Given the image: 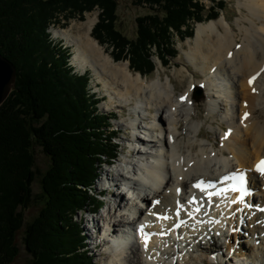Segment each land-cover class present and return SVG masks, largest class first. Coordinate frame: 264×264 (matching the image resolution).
<instances>
[{"label": "bare ground", "instance_id": "bare-ground-1", "mask_svg": "<svg viewBox=\"0 0 264 264\" xmlns=\"http://www.w3.org/2000/svg\"><path fill=\"white\" fill-rule=\"evenodd\" d=\"M237 4L242 14L234 24L225 14L197 24L194 36L187 42L189 47L184 50L186 62L179 71L193 76L178 96L172 78L168 76L165 80L160 69L149 78L132 70L128 61H116L92 35L95 16H88L75 33L54 29V35L73 49L72 63L81 70H91L103 85L108 95L104 108L121 113L129 108L135 114V119H125L116 125L141 133L135 134L134 139L131 136L125 139L129 152L118 159L120 164H126L125 174L116 168L120 174L117 176L109 169L102 175V181L108 186L106 189L112 190L118 187L119 177L131 176L134 188L145 191L140 199L147 208L143 211V207L137 208L138 204L131 206L127 199L133 194L129 191L128 197L120 189L119 194L115 192L108 200L109 211L118 219H112L105 211L94 217L87 240L99 254L107 253L108 259L103 263L191 264L204 260L205 264H221V260L230 258V264H264V212L258 210L264 206V176L256 171V165L264 159V71H261L264 69V0H238ZM196 72L202 76L198 77ZM253 76L255 79L249 84ZM198 90L201 94H197ZM201 106L212 120L209 127L217 133L216 146L204 137L201 121L193 117ZM244 113L249 115L245 118ZM217 118L226 129L213 125ZM140 161L145 162V169L137 173ZM237 170H247L249 175L252 208L238 205L227 212V204L221 201L214 208H209L210 203L191 202L201 196L193 189L198 181L224 182V176ZM180 187L195 193L185 197L179 193ZM121 194L124 198L120 201ZM198 206L204 210V216L197 219L181 223L175 214L178 209L181 219L187 218ZM159 214L167 215L168 221L158 218ZM205 215L212 221L208 222ZM225 220L232 224L235 240L242 229L248 235L244 233L247 239L241 237L240 243L231 238L226 240L227 252L221 257L217 251L223 252L217 242L206 245L204 235L216 230L224 232L223 237L229 239ZM126 227L130 230L135 227L136 234L143 232L138 243L127 245L120 239L112 250L107 237L103 239L108 233L102 231L112 228L117 233ZM174 233L179 234L181 244H177ZM144 234L150 237L148 242ZM178 245L179 249L175 250Z\"/></svg>", "mask_w": 264, "mask_h": 264}, {"label": "trees", "instance_id": "trees-1", "mask_svg": "<svg viewBox=\"0 0 264 264\" xmlns=\"http://www.w3.org/2000/svg\"><path fill=\"white\" fill-rule=\"evenodd\" d=\"M212 1L205 15L202 0H137L154 12L137 17L136 38L129 39L116 27L118 0H0V54L17 69L0 106V264H11L19 252V207L30 201L34 179L33 138L51 159L42 177L45 203L26 231L33 264H94L76 215L103 206L93 193L96 178L120 154L114 117L100 111L89 72H74L72 52L53 41L52 25H61L60 16L83 20L98 7L93 37L145 76L156 69L153 48L167 65L178 55L175 35L191 38L197 23L220 16L225 1Z\"/></svg>", "mask_w": 264, "mask_h": 264}, {"label": "rangeland", "instance_id": "rangeland-1", "mask_svg": "<svg viewBox=\"0 0 264 264\" xmlns=\"http://www.w3.org/2000/svg\"><path fill=\"white\" fill-rule=\"evenodd\" d=\"M202 1L206 5V10H205V15H206L208 10H209L208 8L214 6V2L212 0H202ZM224 1H225V4H224L225 9L222 10L220 16L222 14H225L227 16V18L234 24V21L237 19V17L241 16V14H242V12L240 11V8L237 4L238 0H224ZM99 12H100V9L98 7H95V9L93 11L85 12V19H83V20L80 19L78 16L72 17L70 19H64L62 16H60V19L62 22L61 25L55 24V25H52V27L50 28V32H51L53 41L56 43L63 44L65 46H67L73 54V49L71 48V46L62 38L56 37L54 35V29H61V28L62 29H68L69 31L75 33L79 30L78 26L84 20H86L88 16H95L96 17L95 23H97ZM153 12L154 11L152 10V8L149 5L138 3L137 0H118V9H117L118 19H117L116 27L118 30H120L129 39H135L136 35H137V22H136L137 17L148 14V13H153ZM219 17H217V18H219ZM217 18H215V19H217ZM203 22H206V21H203ZM197 24H196V26H197ZM196 26H195V28H196ZM194 32H195V30H194ZM189 39H191V38L181 40L175 35V39L173 42L176 45V48L178 50V55L176 57L170 58L169 63L167 65H163L161 59L156 54V50L153 48L152 58L156 63V69L153 73H151L149 75H145V77L151 78V77L156 75L157 69H160V71L162 73V77L165 80L167 79L168 76L172 78L173 83L176 87V89H175L176 96H178L179 93L181 94V92H183L184 88H186V86L189 84V79L193 76V74L190 72L189 73L185 72V71L183 73L179 72L181 70V68H183V63L186 62L184 50L189 47L188 43H187ZM102 46L105 48V50H107L108 53L111 54L113 47L111 46V44L109 42H106ZM72 54H71V64L74 66L73 67L74 72H76L77 74H84L86 71H88L90 74L91 92L94 93V95L97 97L96 99L99 100L100 111L106 113V115H108V116L114 117L112 119L111 127L115 130H118L116 142H120V144H121V146L119 147L120 148V154L118 156V159L123 158L124 154H128V152H129V149H128L129 145L127 144L128 142L127 143L125 142V139L128 136H131L132 139H134L135 138V135H134L135 131L130 130V129L128 130L122 125L120 127H118L116 124L125 120V119H128V120H130L131 118L134 119L135 115L131 113L129 108H127L125 113H121L118 110L105 109L104 104H105V102L108 101V95L106 94V91L103 88V85L100 82H98L97 77L94 75V73H92L91 70H89V69L81 70V69H79V67L74 65L72 63ZM119 61H126V62L128 61L129 65H130V61L128 59H125V60L121 59ZM189 68L193 72H195L192 66H190ZM196 75L198 77L202 76L198 72H196ZM200 91L201 90H198L197 94H201ZM193 117L196 118L198 121H201L203 132L205 134L204 137L209 138V140H211V142L213 144L215 143L214 144L215 146L218 145L219 140H218L217 133L214 132L213 130H211V128L209 127V125L212 123L211 122L212 120L210 118L206 117V112H205L204 106H201L199 111L198 110L195 111V114H193ZM218 124H220V125H218ZM213 125L222 126L224 129L227 128V126L221 122L220 118H217V120L213 122ZM136 134H138V133L136 132ZM139 134H141V133H139ZM139 145H141V144H139ZM31 151H32V154L34 156V164H33L34 179L31 183V192L32 193L30 196V201L25 206L19 207V211L22 214V220H23L22 225H21L20 229L17 231L16 238H15V243L18 247L19 252L11 264H33V256L26 249V244H25L26 231H27L29 224H31V222L39 214L41 208L43 207V205L45 203V198H44L43 188H42V177L45 174V172L48 170V168L50 167L51 159H50L49 155H47L43 151L42 146L34 138H33ZM118 159L115 162V165L113 167H111L110 165H105V164L100 167V172L97 175V176H99V178L97 179V181L95 183V190H93L94 194L99 193V191H101L102 189L105 188L104 186H106V185H105L104 181H102V179H103L102 175H104L107 170L112 169L111 172L112 173L116 172L117 176L120 174L117 173L118 171H116V168H119L120 171L123 172V168L126 164L125 163L120 164ZM131 165H132V163L130 165H128L127 167H131ZM124 172H123V174H125ZM120 189H122V187L121 188L120 187H114L112 190H110V189L103 190L102 199H104L106 201H108L109 199H112L115 192H117V194L120 193ZM121 196H122V194H121ZM123 198H124V196H123ZM113 202H114V200H113ZM90 209H92V208H89V209L84 210V211H78V213L76 215V220L78 222H80L83 226H85V228H86V230L83 231L85 234L90 232L88 230V228L91 225H89V224L94 219V217L101 216L102 212H104V211H105V214L112 216V214H111L112 212L109 211L108 203H106V205H104V207L101 209V211L98 212L97 214H90V212H89ZM100 224L101 225L103 224L102 218L100 220ZM100 224H99V230H98L99 232L101 231V227H102V226L100 227ZM244 233L247 234L245 229H242L241 233H239L238 240H235L236 236L234 233L228 234L229 239L223 238V239H218V241L215 240L214 243L216 244V242H217V247L221 248L220 250H221V252H223V253H218V251H217V254H219L218 256L222 257V255H224V252H227V243H225L226 240H230V238H231V239L235 240L236 243H240V242H242V239L243 240L247 239L248 234L244 235ZM241 237H242V239H241ZM92 245H93V243L92 244L88 243L87 244V250L89 251V255L92 258L94 264H105L102 261L108 259L107 253L99 254L98 250L92 249V247H91ZM245 251L247 252V250H245ZM199 253H200V251H199ZM215 254H216V251H214V256H215ZM229 255H231V254H229ZM231 260H232V258H231ZM229 261H230V258H225V259L221 260V264H230ZM205 262L206 261H204V260L203 261L200 260V261H194L191 264H194V263L205 264ZM240 263L244 264L243 262H240ZM211 264H216V263H211ZM246 264H250V263H246Z\"/></svg>", "mask_w": 264, "mask_h": 264}, {"label": "snow or ice", "instance_id": "snow-or-ice-1", "mask_svg": "<svg viewBox=\"0 0 264 264\" xmlns=\"http://www.w3.org/2000/svg\"><path fill=\"white\" fill-rule=\"evenodd\" d=\"M237 47H239V45H237ZM229 56H231V53H229ZM261 71H264V69H261ZM257 75H259V73H257ZM255 79V76L251 77L249 79V84H251L253 82V80ZM253 91H255V89H253ZM181 99L183 100L184 97H181ZM249 115V113H244V117L246 118ZM247 170H237L235 172H232L226 176L223 177L224 180L226 181H231L232 183L229 185V187L231 188V190L233 191H238L240 192L241 196L240 199L242 200L243 197L245 195H248V189L246 187L248 180L246 178V173ZM256 171L258 173H260L262 176H264V160H261L260 162H258V164L256 165ZM211 186L206 185L205 182L203 180L197 182L194 187L200 188L201 191H204L205 187H209ZM228 189H224V191H227ZM209 195H211V193H209ZM195 201V198H193V201ZM165 219L167 217H164ZM144 226L141 225V228H143ZM145 235V240H147V234Z\"/></svg>", "mask_w": 264, "mask_h": 264}, {"label": "water", "instance_id": "water-1", "mask_svg": "<svg viewBox=\"0 0 264 264\" xmlns=\"http://www.w3.org/2000/svg\"><path fill=\"white\" fill-rule=\"evenodd\" d=\"M17 69L15 64L0 54V106L6 101L16 82Z\"/></svg>", "mask_w": 264, "mask_h": 264}]
</instances>
